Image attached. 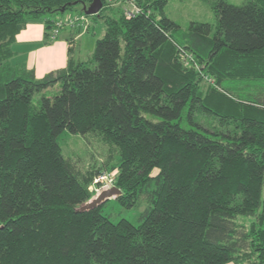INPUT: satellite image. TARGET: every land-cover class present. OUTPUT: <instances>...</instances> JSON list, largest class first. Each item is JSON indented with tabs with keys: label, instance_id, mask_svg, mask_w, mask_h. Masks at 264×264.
I'll use <instances>...</instances> for the list:
<instances>
[{
	"label": "trees",
	"instance_id": "16d2710c",
	"mask_svg": "<svg viewBox=\"0 0 264 264\" xmlns=\"http://www.w3.org/2000/svg\"><path fill=\"white\" fill-rule=\"evenodd\" d=\"M91 1L0 0V264H264V0H210L213 24L181 32L166 0H136L131 18L101 0L90 61L41 77L12 61L28 21L44 43L78 33ZM64 130L118 149L114 199L150 204L138 225L79 209L100 172L63 156Z\"/></svg>",
	"mask_w": 264,
	"mask_h": 264
},
{
	"label": "rangeland",
	"instance_id": "374dc122",
	"mask_svg": "<svg viewBox=\"0 0 264 264\" xmlns=\"http://www.w3.org/2000/svg\"><path fill=\"white\" fill-rule=\"evenodd\" d=\"M226 1L231 4L238 5L241 4L244 0H226ZM210 2H211L210 0H166V3L163 7V12L167 18H169L179 26L181 32L182 30L184 31L188 27L189 23L192 21L208 22L213 24L214 13L212 11ZM109 7L111 8L104 11L103 14H109L115 16L116 9L121 11L124 8V6L122 5H110ZM79 11H80V7L75 6L72 10H68V12L63 18H59L57 20H64L66 19L68 14L71 13L74 14ZM52 16L53 15L48 14L49 18ZM38 20L40 21V19ZM54 20L56 21V18ZM35 21L36 20L34 21L32 20V22ZM57 22H61V21H56V23ZM89 24L91 26V30L89 29L87 31V28H89ZM81 27L82 30L80 28V31H82L83 36L80 39H78V41L74 42L75 48L72 50V56L74 57L73 59L76 60L79 59V61L81 62H88L92 57V51L94 49L96 39L102 37L104 33V23L102 18L88 15L86 19H84L83 26ZM59 28H62V25L59 26ZM65 28L68 27L65 26L64 29ZM174 36L178 39V33H174ZM43 41L40 42L39 40L34 39L29 41L28 44L30 46H36L42 44ZM12 61L23 62L27 69H32L34 71L33 68H29L27 66V62L22 55L21 57L20 55L14 57ZM182 62L189 63L187 62V60L184 59H182ZM203 75L204 76L202 78L201 89L202 91H205L207 85L212 86L215 85V83L212 78H210L205 74ZM225 87L226 85L223 84L221 88L224 90ZM58 89L59 87L57 86L48 88L44 94L47 96H52L58 91ZM237 92L238 91L231 90L229 91V94H231L230 96H236L238 95ZM147 117L150 118L149 115ZM181 122H182L181 123L182 127H188V125L192 126V124H190L186 118L182 119ZM88 136L90 135L87 134L85 136H81L78 134H72L67 130L62 131L61 134L58 136L57 141L61 147L63 156L70 158L71 161H73L75 167L80 172H85L87 170H98L100 172L99 174H105L109 172L112 176H114L116 173L115 169L108 170V168H106V164L107 165L117 164L119 159L118 149L117 148L115 149V147H113V149L109 150L107 145L100 143L96 139ZM98 175H96L95 177H97ZM94 178L92 182L88 185V188H90L91 190L89 192L93 195V197H91V199L88 202H90L93 198L97 197L98 194L101 192V189L99 187L100 185L94 183ZM95 190L97 192V195ZM102 202L103 205L101 207V213L107 216L111 222L115 223L120 219H126L133 225L139 224L140 214L145 209L148 208V205H150L144 195L143 196L140 195L137 198L135 204L130 208H126L120 205L114 199V196L107 198Z\"/></svg>",
	"mask_w": 264,
	"mask_h": 264
},
{
	"label": "crops",
	"instance_id": "0c3cea01",
	"mask_svg": "<svg viewBox=\"0 0 264 264\" xmlns=\"http://www.w3.org/2000/svg\"><path fill=\"white\" fill-rule=\"evenodd\" d=\"M68 15L75 16L78 15V13H71ZM54 17L55 16H52L50 18L53 19ZM89 29L91 30L90 24L87 31ZM82 36V31L77 33L76 30L63 28L55 38L50 35L48 38L46 37L47 41L44 43V26L42 19H40V21L36 20L35 22L28 21L24 28L15 36L13 49L20 57L21 55L24 57L29 68L34 69L35 76L41 77L51 70L64 67L69 57L73 59L72 50L75 48L74 42L78 41ZM34 39L40 42L43 41V43L30 46L28 42Z\"/></svg>",
	"mask_w": 264,
	"mask_h": 264
},
{
	"label": "built area",
	"instance_id": "2783aa9c",
	"mask_svg": "<svg viewBox=\"0 0 264 264\" xmlns=\"http://www.w3.org/2000/svg\"><path fill=\"white\" fill-rule=\"evenodd\" d=\"M104 4L107 5H122L124 8L122 9L123 14L125 15L126 18H131L134 17L137 14H140L143 12L141 7L137 4L136 0H103ZM148 13V12H147ZM84 19H82L83 21ZM71 24L72 21L68 22H57L56 26L59 27L63 24ZM56 32V30L54 31ZM180 56H182V59L184 60H192V57L185 52L184 50H180ZM94 183L99 184L101 191L104 189L109 188L112 185V175L108 172L105 174H99L97 177L94 178ZM91 191V190H90ZM96 192V190H95ZM99 193V192H98ZM97 195V192H96Z\"/></svg>",
	"mask_w": 264,
	"mask_h": 264
},
{
	"label": "water",
	"instance_id": "95a60500",
	"mask_svg": "<svg viewBox=\"0 0 264 264\" xmlns=\"http://www.w3.org/2000/svg\"><path fill=\"white\" fill-rule=\"evenodd\" d=\"M101 7H102L101 0H92L88 5L82 4V10L87 15L97 14L98 11L101 9ZM120 193L121 192L117 187L115 186L110 187L108 189L101 191L97 197L93 198L90 202L84 204L79 209L80 210L91 209L97 206L100 202L104 201L105 199L110 198L112 196L119 195Z\"/></svg>",
	"mask_w": 264,
	"mask_h": 264
},
{
	"label": "bare ground",
	"instance_id": "6f19581e",
	"mask_svg": "<svg viewBox=\"0 0 264 264\" xmlns=\"http://www.w3.org/2000/svg\"><path fill=\"white\" fill-rule=\"evenodd\" d=\"M85 19H86V18H85ZM110 187H113V185H111ZM110 187H109V188H110Z\"/></svg>",
	"mask_w": 264,
	"mask_h": 264
}]
</instances>
